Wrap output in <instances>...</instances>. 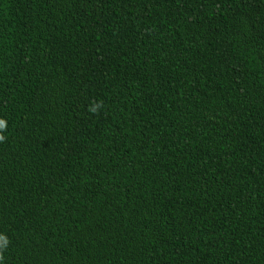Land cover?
<instances>
[{
  "label": "trees",
  "instance_id": "obj_1",
  "mask_svg": "<svg viewBox=\"0 0 264 264\" xmlns=\"http://www.w3.org/2000/svg\"><path fill=\"white\" fill-rule=\"evenodd\" d=\"M0 121V264H264V0H0Z\"/></svg>",
  "mask_w": 264,
  "mask_h": 264
},
{
  "label": "clouds",
  "instance_id": "obj_2",
  "mask_svg": "<svg viewBox=\"0 0 264 264\" xmlns=\"http://www.w3.org/2000/svg\"><path fill=\"white\" fill-rule=\"evenodd\" d=\"M99 107H100V105H96L94 107H91L90 111L96 112ZM3 127H4V122L0 121V128H3ZM2 139H3V136H0V140H2ZM0 259H2V256H0Z\"/></svg>",
  "mask_w": 264,
  "mask_h": 264
}]
</instances>
